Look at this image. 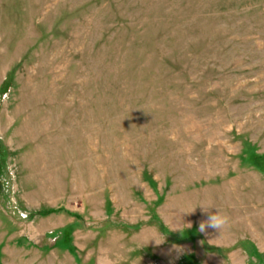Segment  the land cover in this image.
Masks as SVG:
<instances>
[{"label":"rangeland","instance_id":"1","mask_svg":"<svg viewBox=\"0 0 264 264\" xmlns=\"http://www.w3.org/2000/svg\"><path fill=\"white\" fill-rule=\"evenodd\" d=\"M0 264H264V0H0Z\"/></svg>","mask_w":264,"mask_h":264},{"label":"clouds","instance_id":"2","mask_svg":"<svg viewBox=\"0 0 264 264\" xmlns=\"http://www.w3.org/2000/svg\"><path fill=\"white\" fill-rule=\"evenodd\" d=\"M199 207H201L204 212H210V210L214 208L211 205H204V204L199 205ZM195 209L196 207L193 208L189 213L194 212ZM215 209H216L215 212L210 213L208 215V218L200 223L199 230L201 232H206L208 228H212V229H215L221 232L222 229L225 228L229 224L230 218L228 217V215L225 213H222L217 208ZM188 227L190 228L191 224H188ZM153 240L155 241L157 245L164 242V239H153Z\"/></svg>","mask_w":264,"mask_h":264}]
</instances>
